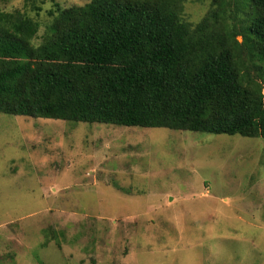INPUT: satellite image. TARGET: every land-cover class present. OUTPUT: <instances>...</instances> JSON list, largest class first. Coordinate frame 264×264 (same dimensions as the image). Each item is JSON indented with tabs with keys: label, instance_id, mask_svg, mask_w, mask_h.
Wrapping results in <instances>:
<instances>
[{
	"label": "rangeland",
	"instance_id": "rangeland-1",
	"mask_svg": "<svg viewBox=\"0 0 264 264\" xmlns=\"http://www.w3.org/2000/svg\"><path fill=\"white\" fill-rule=\"evenodd\" d=\"M0 264H264V138L0 113Z\"/></svg>",
	"mask_w": 264,
	"mask_h": 264
},
{
	"label": "trees",
	"instance_id": "trees-1",
	"mask_svg": "<svg viewBox=\"0 0 264 264\" xmlns=\"http://www.w3.org/2000/svg\"><path fill=\"white\" fill-rule=\"evenodd\" d=\"M6 1L0 113L264 138V0H212L197 24L185 0L57 4L42 36Z\"/></svg>",
	"mask_w": 264,
	"mask_h": 264
}]
</instances>
